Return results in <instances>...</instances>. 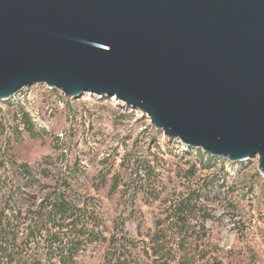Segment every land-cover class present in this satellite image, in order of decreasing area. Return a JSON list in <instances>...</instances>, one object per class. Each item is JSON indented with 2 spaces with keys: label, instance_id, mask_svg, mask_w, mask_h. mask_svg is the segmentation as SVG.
Masks as SVG:
<instances>
[{
  "label": "rangeland",
  "instance_id": "rangeland-1",
  "mask_svg": "<svg viewBox=\"0 0 264 264\" xmlns=\"http://www.w3.org/2000/svg\"><path fill=\"white\" fill-rule=\"evenodd\" d=\"M29 91L0 101V264H67L75 244L69 264H264L258 157L209 161L115 97ZM63 197L59 230L48 204Z\"/></svg>",
  "mask_w": 264,
  "mask_h": 264
},
{
  "label": "water",
  "instance_id": "water-1",
  "mask_svg": "<svg viewBox=\"0 0 264 264\" xmlns=\"http://www.w3.org/2000/svg\"><path fill=\"white\" fill-rule=\"evenodd\" d=\"M35 85L264 175V0H0V101Z\"/></svg>",
  "mask_w": 264,
  "mask_h": 264
},
{
  "label": "trees",
  "instance_id": "trees-1",
  "mask_svg": "<svg viewBox=\"0 0 264 264\" xmlns=\"http://www.w3.org/2000/svg\"><path fill=\"white\" fill-rule=\"evenodd\" d=\"M22 121L24 123V126L27 128V131L31 133V135H35L33 132V123L29 119L28 115H24L22 117ZM175 140V142H178V140ZM189 149V148H188ZM187 151V150H186ZM209 161H214L215 159L211 157L210 155L207 156ZM117 180V178H116ZM115 180V181H116ZM113 183V189H115L118 186V183ZM49 213L53 217H56L57 222L59 224V230L62 229V227L66 224V222L71 219L70 217L74 216V209L75 207L71 205V202H68V200L63 198H51L49 199ZM183 225L186 224V218H182ZM81 246L79 244H75L73 248L70 249V252L67 253L66 257L63 259L67 264H69L68 261H72L74 259V255L78 249H80ZM111 263V262H110ZM116 264H129L127 259H123L122 257L116 258ZM164 264H169L168 262H164Z\"/></svg>",
  "mask_w": 264,
  "mask_h": 264
},
{
  "label": "built area",
  "instance_id": "built-area-1",
  "mask_svg": "<svg viewBox=\"0 0 264 264\" xmlns=\"http://www.w3.org/2000/svg\"><path fill=\"white\" fill-rule=\"evenodd\" d=\"M48 89H50V88H48ZM30 96H31V91L27 92V89H24L23 91H21L18 94H16L11 100L21 99V100L25 101V99H30ZM18 118H19V122H20L22 120V115L18 114Z\"/></svg>",
  "mask_w": 264,
  "mask_h": 264
},
{
  "label": "bare ground",
  "instance_id": "bare-ground-1",
  "mask_svg": "<svg viewBox=\"0 0 264 264\" xmlns=\"http://www.w3.org/2000/svg\"><path fill=\"white\" fill-rule=\"evenodd\" d=\"M101 97H102V98H107V96H106V95H101Z\"/></svg>",
  "mask_w": 264,
  "mask_h": 264
}]
</instances>
